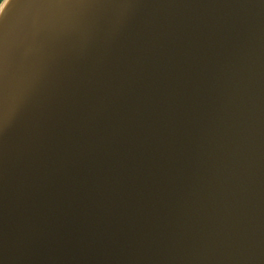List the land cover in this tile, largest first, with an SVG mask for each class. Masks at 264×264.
Returning <instances> with one entry per match:
<instances>
[{"label": "water", "instance_id": "water-1", "mask_svg": "<svg viewBox=\"0 0 264 264\" xmlns=\"http://www.w3.org/2000/svg\"><path fill=\"white\" fill-rule=\"evenodd\" d=\"M0 264H264V0H0Z\"/></svg>", "mask_w": 264, "mask_h": 264}]
</instances>
